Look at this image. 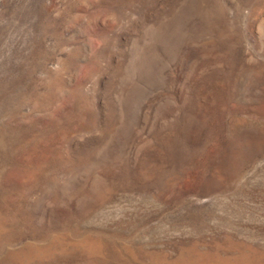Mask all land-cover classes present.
<instances>
[{
	"label": "rangeland",
	"instance_id": "rangeland-1",
	"mask_svg": "<svg viewBox=\"0 0 264 264\" xmlns=\"http://www.w3.org/2000/svg\"><path fill=\"white\" fill-rule=\"evenodd\" d=\"M0 264H264V0H0Z\"/></svg>",
	"mask_w": 264,
	"mask_h": 264
}]
</instances>
